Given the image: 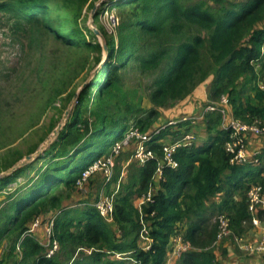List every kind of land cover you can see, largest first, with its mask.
<instances>
[{
  "label": "trees",
  "instance_id": "obj_1",
  "mask_svg": "<svg viewBox=\"0 0 264 264\" xmlns=\"http://www.w3.org/2000/svg\"><path fill=\"white\" fill-rule=\"evenodd\" d=\"M87 1L0 0V13L9 16L14 28L29 26L34 39L51 36L66 49L101 54L102 45L88 41L79 28ZM113 7L118 10L119 23L115 40L111 37L105 42L104 61L100 56L96 59L97 65L103 61L101 69L79 92L56 140L32 164L43 161L23 187L24 193L18 198L21 188L8 193L7 206L0 208V248L4 247L0 264H68L74 257L71 264H166L178 236L190 245L177 258L178 264H217L212 248L217 238V227L211 224L214 215L228 217L236 233L249 226L246 192L252 184H264L258 168L263 151L257 165H230L224 147L228 132L222 129L221 115L208 113L203 118L205 141L178 148L173 154L177 167H164L157 178L163 146L193 127L180 123L155 131L168 122H159L167 107L176 102L188 105L189 99L195 103L200 97L204 102V90L209 102L224 96L235 118L247 123L254 118L262 121L264 0H118ZM61 9L68 10L67 18L56 15ZM132 71L137 77L155 75L148 89L149 109L128 101L126 80ZM249 84H254L255 103L248 97L243 103ZM132 127L151 136L145 146L154 158L139 165L131 159L134 147L123 162L124 166L128 161V166L115 171L105 188L110 195L118 184L113 222L106 223L90 207L66 209L81 192L77 187L81 173L108 157ZM23 170L0 178V192ZM99 177L95 174L88 179L86 192L99 190ZM150 188L152 202L142 207L140 214L136 200ZM216 196L222 198L217 205L210 201ZM48 215L55 216L51 238L59 244L58 253L50 259L38 242L26 235L34 219L45 221ZM141 221L150 244L140 239ZM18 243L20 253L16 251ZM117 254H127L128 263L117 261Z\"/></svg>",
  "mask_w": 264,
  "mask_h": 264
},
{
  "label": "rangeland",
  "instance_id": "obj_2",
  "mask_svg": "<svg viewBox=\"0 0 264 264\" xmlns=\"http://www.w3.org/2000/svg\"><path fill=\"white\" fill-rule=\"evenodd\" d=\"M116 1L118 0H88L78 20L79 28L88 41L102 45L101 54L97 51L66 49L51 36L44 35L34 39L29 26L22 25L14 28L13 22L9 21V16L0 13V178L11 174L14 170L24 168L15 182L0 193V208L7 206L6 201L10 196L8 193L13 194L19 188L22 191L16 197L24 193L23 187L29 184V180L43 161H39L35 166L32 164L56 140L57 135L68 122L79 92L95 78L101 69L105 57V42L111 37L114 40L116 38L119 23L118 10L113 7ZM67 11L61 9L56 15H61L63 19L67 18ZM99 27L103 29V33H106L105 35L101 33ZM62 30L66 31L65 27ZM88 31H91L92 35ZM99 56L103 61L97 65L96 59ZM154 77L153 74L137 77L135 72H130L126 80L129 88L128 101L149 109L151 103L147 95ZM102 78L103 76H100L101 81ZM252 87L250 84L251 91H253ZM247 91H249L248 86L245 92ZM190 100L188 105L176 102L164 111L189 112L192 110ZM205 103L202 99H198L195 103L192 101L197 109L196 115L203 111ZM210 103L218 104L219 101L215 103L210 99ZM167 118L170 117L159 122L164 124L169 120ZM157 124L154 127H158ZM135 144L134 141H130L124 147L125 150L120 153V158L115 163L116 172L121 170L126 155L131 154ZM47 159L48 156L45 160ZM14 162L15 164L12 165ZM101 179L100 176L97 182L99 183ZM91 190L90 188L86 193L94 197L98 190L95 189L93 192ZM93 197L89 200L91 201ZM220 214L214 215L212 225L217 227ZM249 229L248 226L244 235L252 240ZM226 243L239 255L254 258L247 261V264L264 263V257L239 253L234 247L232 238L215 240L212 248L217 249V253H226L227 247L223 246ZM2 253L1 249L0 257Z\"/></svg>",
  "mask_w": 264,
  "mask_h": 264
},
{
  "label": "built area",
  "instance_id": "obj_3",
  "mask_svg": "<svg viewBox=\"0 0 264 264\" xmlns=\"http://www.w3.org/2000/svg\"><path fill=\"white\" fill-rule=\"evenodd\" d=\"M204 98L206 103L200 115H184L176 119H171L165 125L159 127V129L155 131V134L165 128V126H175L180 123H187L189 127L194 128L198 124V121L204 118L206 114L215 112L221 115L222 129L228 132V139L224 147L226 153L230 156L229 164H259L261 150H256L252 154H248L247 138L253 137L258 140H264V122L258 118H254L250 121V123H247L241 119L235 118L231 114L228 101L224 96L218 100V104H213L207 100L208 96L206 90H204ZM150 138L151 136H149V134H142L136 128H130L125 134V138L112 147L111 153L108 157L97 160L81 173V177L77 181V187L78 190L82 192L86 191L84 185L88 179L92 177V175L99 174L102 177V184L98 192H96L95 196L93 197L92 206L106 223L113 222V199L114 194L118 189V186H116L117 188L110 195H108L105 191V188L112 182L114 177L116 156L120 154L121 150L130 141H134L136 144L133 154L131 155V159H133L139 165H144L148 160L154 158V154L145 146V143L148 142ZM196 140V135L190 131L183 134L182 137L172 140V142L164 145L162 148V159L159 161L156 168L155 175L157 178H160L164 167H177V163L173 160V154L178 148L191 146L196 142ZM152 195L153 189L150 188L147 193H145L138 200L137 209L140 214H142V207L152 202ZM246 203L247 212L249 214V227L254 228L260 226L262 223L264 224V184L258 183L250 185L246 192ZM54 219L55 216H52L49 219H46L44 222L41 217L36 218L31 223L28 231L26 232V235L30 236L34 233L36 228H38L41 224H44L46 234L49 237L48 249L45 253L46 259L52 258L59 250L58 242L51 238ZM217 221V241L232 238L234 247L239 253L247 256L264 257V230L257 239L252 241L246 238L244 232L236 233L228 217L219 215ZM243 225H246V223L244 222ZM140 239L142 242H147L149 244L152 242V240L149 238L147 227L143 222L140 231ZM146 248L148 247H145V249ZM189 249V244L184 243L181 236H178L173 240V246L171 248L170 254L172 257L179 258L183 252ZM16 251L20 253L19 243L16 245ZM116 256L118 258L122 257L121 254H117Z\"/></svg>",
  "mask_w": 264,
  "mask_h": 264
},
{
  "label": "crops",
  "instance_id": "obj_4",
  "mask_svg": "<svg viewBox=\"0 0 264 264\" xmlns=\"http://www.w3.org/2000/svg\"><path fill=\"white\" fill-rule=\"evenodd\" d=\"M263 74H264V71H263ZM258 78H260V80L258 79L259 83H261L262 80L264 79L263 77H262L263 79H261V74L258 76ZM247 86H248L249 91L245 92V94L243 95V103H244V99L246 97H248V99L250 100L251 103H255V100H254V95L255 94H254L253 91L250 90V84L247 85ZM252 86H254V84H252ZM250 92H252V93H250ZM251 94H252V96H251ZM200 98L202 99V97H200ZM190 106H191L192 110L189 111V112H183L182 111V112L178 113L175 110H168L167 112L164 113V115H165L164 118L165 117H170V118H167V119L171 120L172 118H179L181 115H196L197 112L195 113V111L197 109H196V106L192 104V101H191ZM200 120L198 121V124L196 125L197 127L193 128L192 131L195 133V135H197L196 136L197 137V142L202 143V142L205 141L206 134H205V127H204L203 121H202L203 118L200 119ZM262 121L264 122V117L262 118ZM247 139H248L247 140V153L248 154H252L256 150L263 151L262 158H261L262 166L258 167V168L262 169V172H261L260 175L262 177H264V140H258V139H255L253 137H248ZM128 164H129V162L127 161L124 164L123 169H125L128 166ZM249 169L251 171H253V172H255L257 170V168H254V167H250ZM122 174H123V172H121V175ZM154 187H153V189H154ZM115 189H116V187H115ZM90 198H92V196L88 195L86 193V191L85 192L81 191L78 196H74L73 197V201L68 204V207L66 209H69V210L70 209L71 210L81 209L82 210V209L89 208V207L94 209L93 206H92L93 199L90 201L89 200ZM221 200H222L221 196H216V197L210 198V201L213 204H216V205L218 203H220ZM137 202H138V200H136V204H137ZM50 217H51V215H48V216H46L44 218V220L49 219ZM42 226H44V224H41L38 228H36L34 233L31 234L30 236L33 237L38 242V244L42 248L43 252L46 253V251L48 249L49 237L46 234L45 228H43ZM263 230H264V224L263 223L260 224V226H258V227H254V228L250 227V229H249L250 238H252V240L257 239L261 235ZM223 246L227 247V252L226 253H217V251H216L217 249L216 250L214 249V254H215V257H216L217 264H247V261H250L251 259H254V258H245V257L239 255L238 253H236V251L229 244L227 245V243L224 244ZM3 248L4 247H1L0 250L2 249V251L4 253V249ZM57 253H58V251H57ZM18 256H19V254H18ZM126 257H128V255L124 254V255H122L121 258H118L117 261H121V263H123V262L124 263H128V261L125 260ZM74 258L72 259V261L74 260ZM259 258H261V257H259ZM71 262L68 263V264H71ZM166 264H178V259L176 257H172L171 254L169 253Z\"/></svg>",
  "mask_w": 264,
  "mask_h": 264
},
{
  "label": "water",
  "instance_id": "obj_5",
  "mask_svg": "<svg viewBox=\"0 0 264 264\" xmlns=\"http://www.w3.org/2000/svg\"><path fill=\"white\" fill-rule=\"evenodd\" d=\"M28 158V157H27Z\"/></svg>",
  "mask_w": 264,
  "mask_h": 264
}]
</instances>
